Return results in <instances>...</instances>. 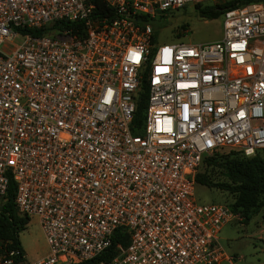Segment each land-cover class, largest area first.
Here are the masks:
<instances>
[{
    "label": "built area",
    "instance_id": "obj_1",
    "mask_svg": "<svg viewBox=\"0 0 264 264\" xmlns=\"http://www.w3.org/2000/svg\"><path fill=\"white\" fill-rule=\"evenodd\" d=\"M99 2L0 0V199L13 183L47 249L0 264H78L116 228L127 244L98 264L229 262L216 234L233 213L195 203L193 176L204 156L264 152V0ZM187 5L223 6L221 38L152 42L149 20Z\"/></svg>",
    "mask_w": 264,
    "mask_h": 264
},
{
    "label": "trees",
    "instance_id": "obj_2",
    "mask_svg": "<svg viewBox=\"0 0 264 264\" xmlns=\"http://www.w3.org/2000/svg\"><path fill=\"white\" fill-rule=\"evenodd\" d=\"M249 1V0H246ZM97 9L101 6L99 0H93ZM234 2L228 3L226 7L233 6ZM223 6L213 7L204 6L198 8L194 5L195 13L204 19H215L219 17ZM165 14H158L149 22L152 27L151 41L154 42L157 37L158 29L166 24ZM58 26L53 24L52 27ZM47 31V28L33 30L32 34L39 35ZM146 86L145 74L142 73L139 89L134 99V111L131 120L132 133H141V123L144 117L146 107ZM264 153V152H263ZM259 153L250 157H244L232 150L216 152L215 154L204 156L196 170L193 180L195 184L203 185L207 188H216L228 191L234 195L231 202H224L232 212L240 211L245 220L249 215L255 213L258 208L264 206V159ZM220 165L226 181H212L203 170H199L201 166H209L213 163ZM13 183H9L7 191L0 203V253L17 250L23 254V250L18 241V233L23 230L27 224L28 218L19 214L13 203ZM128 241V234L123 228H116L110 237L109 246L99 255L82 261L78 264H98L100 261L108 260L115 250V245H125Z\"/></svg>",
    "mask_w": 264,
    "mask_h": 264
},
{
    "label": "rangeland",
    "instance_id": "obj_3",
    "mask_svg": "<svg viewBox=\"0 0 264 264\" xmlns=\"http://www.w3.org/2000/svg\"><path fill=\"white\" fill-rule=\"evenodd\" d=\"M166 24L158 29L156 42L180 41L185 44L206 43L221 38V18L204 19L199 17L192 5L183 10L165 14ZM264 159V153L260 152ZM199 170L215 182L226 181L223 170L216 162L201 166ZM234 195L228 191L207 188L193 184L192 199L197 204L228 203ZM1 203V200H0ZM233 216L221 226L216 234L218 245L223 253L231 257L228 262L222 260L217 264H264V206L244 219L240 211L232 212ZM18 241L26 250L40 255L43 247V236L35 217H28L27 224L18 233Z\"/></svg>",
    "mask_w": 264,
    "mask_h": 264
},
{
    "label": "crops",
    "instance_id": "obj_4",
    "mask_svg": "<svg viewBox=\"0 0 264 264\" xmlns=\"http://www.w3.org/2000/svg\"><path fill=\"white\" fill-rule=\"evenodd\" d=\"M21 246V245H20ZM21 248H22V250H23V256H24V262H31V261H33L34 259H37V258H40V257H42V256H44L45 254H46V252H47V249H46V244H45V242H44V238H43V247H42V249H41V252H40V255L38 256V257H36L35 255H34V253H32L31 251H29V250H26L25 248H23L22 246H21Z\"/></svg>",
    "mask_w": 264,
    "mask_h": 264
}]
</instances>
